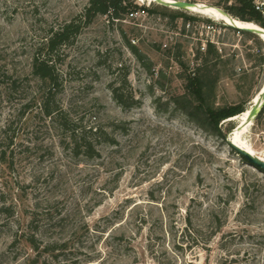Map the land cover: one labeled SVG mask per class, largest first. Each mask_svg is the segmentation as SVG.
Masks as SVG:
<instances>
[{"label":"rangeland","instance_id":"1","mask_svg":"<svg viewBox=\"0 0 264 264\" xmlns=\"http://www.w3.org/2000/svg\"><path fill=\"white\" fill-rule=\"evenodd\" d=\"M89 1L0 0V195L15 205L13 222L24 229L34 219L44 244L65 242L67 264H264V174L205 131L199 109L201 99L213 110L250 109L264 83L263 41L151 0H129L135 20L96 16L60 63L54 57L61 84L55 99L115 143L100 145L99 159L73 158L36 109L47 86L31 75V60ZM176 1L230 17L235 4ZM208 24L214 29L206 34ZM124 73L122 92L138 102L130 109L120 108L109 88ZM200 76L197 94L188 83ZM227 120L221 132L234 137L240 121ZM239 137L264 157L262 112ZM6 216L0 214V252L15 230Z\"/></svg>","mask_w":264,"mask_h":264},{"label":"trees","instance_id":"2","mask_svg":"<svg viewBox=\"0 0 264 264\" xmlns=\"http://www.w3.org/2000/svg\"><path fill=\"white\" fill-rule=\"evenodd\" d=\"M192 2L195 1L192 0ZM252 2L253 0H235V4L228 8L230 10L228 13L232 15L231 19L253 22L264 28L263 17L254 9ZM130 6L129 0H90L82 14L61 24L46 38L45 42L38 47L31 60V75L37 78L41 84L47 86V90L43 92L40 100L37 102L36 109L61 132L64 150L73 158L99 159L100 153L98 147L105 143L112 144L115 142L109 139L106 131L101 126L83 125V119L71 118L59 106L55 98L60 93L61 84L58 81L59 76L56 72L54 57L56 56L57 62L59 61L60 63L62 61L61 55L63 50L73 45L81 30L87 27L96 16H107L110 21H114L132 12L133 10L130 9ZM240 33L249 36L254 35L245 31H240ZM128 47L135 55L140 56L135 47L130 44H128ZM211 48L212 45L207 49V55L211 52ZM126 76V73H124L121 80H114L109 84L114 102L122 109H130L138 105L134 97H125L122 92L123 88L127 86ZM195 84L198 87L196 93L199 94L203 90L202 76L198 77V79H190L188 87H192ZM202 102H204L203 99L200 101L199 109L204 112L202 118L205 124L201 127L222 141H225V135L219 127L220 122L247 111L240 106L213 110ZM184 113L190 120H194L193 113L190 111H185ZM229 148L231 147L229 146ZM231 150L238 154L233 148ZM239 156L246 162L244 157ZM259 172L264 174V171L259 170ZM15 209L14 204L7 206L3 196L0 195V214L6 213V222L9 223L12 220L11 223H13L15 228L10 244L0 252V264H67L65 255L67 244L57 241L44 244L40 228L35 226L34 219L28 222V225L24 229L19 223L13 222L15 220ZM122 238L123 236L119 238L112 237V243L109 246L121 242ZM21 244H25L34 254H23L22 248H20ZM20 256L21 258H19ZM81 261L85 260H80V262L75 261L73 264L90 262L86 261L82 263Z\"/></svg>","mask_w":264,"mask_h":264},{"label":"bare ground","instance_id":"3","mask_svg":"<svg viewBox=\"0 0 264 264\" xmlns=\"http://www.w3.org/2000/svg\"><path fill=\"white\" fill-rule=\"evenodd\" d=\"M153 2H155L154 0H151ZM195 5H193L192 7L188 8V11L194 13V14H198L200 16H204L207 17L209 19H212L214 21H221L223 22L225 25L227 26H233L235 29H248V28H254V29H259L262 30L263 34L261 35V40H263L264 42V30L259 27L257 24L253 23V22H243V21H237L234 19H231L230 15L223 13L221 10L217 9L219 12L210 9L209 7H207L206 5H200L198 3H194ZM264 90V83L261 86L260 90L258 91L256 97L253 99L252 101V105L259 102L260 100V93ZM249 112L250 109L247 110L245 113H243L241 116L237 115L235 117L230 118L229 120H235V119H239L240 124L238 126H236V128L234 129L235 131H237L236 135L234 137L231 136L232 132L230 133V138L232 140V142L240 147L241 149L247 151L248 153H250L253 156H258L259 158H261L262 160H264V157H262L261 155L258 154H254L253 152H251L250 150H248L245 146V144L243 143V140L241 139L240 136V131L245 128L246 126H248L249 124L252 125V119H250L249 117ZM227 120V121H229Z\"/></svg>","mask_w":264,"mask_h":264},{"label":"water","instance_id":"4","mask_svg":"<svg viewBox=\"0 0 264 264\" xmlns=\"http://www.w3.org/2000/svg\"><path fill=\"white\" fill-rule=\"evenodd\" d=\"M155 3H157L160 6H163L165 8H170V9H175V10H188L189 7H192L195 5L194 3L191 2H186V1H174V0H154ZM224 13V12H223ZM231 28H234L233 26H229ZM238 29V28H237ZM240 31H245L252 33L259 37L261 39V35L263 34L262 30L259 29H254V28H248V29H238ZM263 41V40H262ZM264 43V42H263ZM264 100V90L260 93V100L257 103L253 104L250 106V112H249V117L250 119H255L259 113V108L261 105V102ZM229 135L224 137L225 142L233 148L239 155L245 158L246 163L255 168L256 170H261L264 171V160L259 158L258 156H253L247 151L241 149L240 147L236 146Z\"/></svg>","mask_w":264,"mask_h":264},{"label":"built area","instance_id":"5","mask_svg":"<svg viewBox=\"0 0 264 264\" xmlns=\"http://www.w3.org/2000/svg\"><path fill=\"white\" fill-rule=\"evenodd\" d=\"M176 1V0H174ZM254 9L261 14V16L263 17L264 20V1L262 2H255L254 3ZM138 15L135 12H130L126 15V19L128 20H135L137 19ZM214 29L213 24H208L205 28L203 26V31H205L206 34L210 33L212 30ZM202 33V32H201ZM165 47V46H164ZM202 50L205 49V45L202 44ZM259 112H262L264 115V100L261 102L260 108H259Z\"/></svg>","mask_w":264,"mask_h":264}]
</instances>
